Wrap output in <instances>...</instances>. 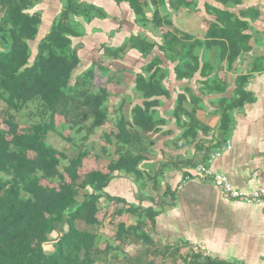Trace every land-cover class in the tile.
Returning a JSON list of instances; mask_svg holds the SVG:
<instances>
[{
	"label": "trees",
	"instance_id": "16d2710c",
	"mask_svg": "<svg viewBox=\"0 0 264 264\" xmlns=\"http://www.w3.org/2000/svg\"><path fill=\"white\" fill-rule=\"evenodd\" d=\"M116 1L127 3L136 22L144 29L150 26L159 41L142 35L130 37L118 49H105V57L120 58L128 47L146 59L157 48L174 65L177 81L192 80L198 74L200 91L217 95L229 88L218 77L222 64L231 72L240 57L250 52L252 24L262 17L257 7L244 6L245 0H215L222 8L238 10L205 4L200 23L203 37L199 39L174 26L171 14L164 10V0ZM35 6L36 0H0V122L4 127L0 128V264H110L109 259L114 264H237L202 257L187 245L164 244L153 237L161 203L156 209L145 208L105 193L116 173L136 183L146 180L158 186L159 174L146 177L139 166L146 160L147 136L158 132L154 110L160 98L168 97L163 86L168 70L160 57H153L135 77L134 89L141 93V104L132 108L129 120L120 115L110 128L107 86L112 80L95 81L94 67L102 75L106 72L100 65L75 75L80 59L72 45L80 36L75 18L90 21L106 15L79 0H64L60 14L33 53L42 22L32 12ZM168 6L174 12L198 11L197 0H169ZM147 10L152 11L149 19ZM162 29L165 32L159 34ZM260 72H264V57L254 59L249 74L235 77L231 97L218 100L217 145L227 140L233 112L252 103L246 85ZM186 101L179 94L173 113L176 120L185 118V137L194 139L198 130L207 133L209 129L195 117L199 99L191 100V111L184 109ZM27 108H32L37 122L21 128L20 115ZM58 114L70 131L65 136L59 133L66 142L63 150L47 143L49 134L56 133ZM98 133L101 153L107 156L109 147L115 146L113 155L117 157L101 168L87 163L97 160L91 139ZM145 200L155 203L148 197ZM102 201L106 207H114L116 217L131 215L136 220L130 225L118 222L115 234L100 244L99 233L92 229L102 228L107 216L106 212L100 216L105 207ZM119 204L123 208L116 210ZM78 223L87 229H78ZM61 226L63 231L58 230ZM49 244L53 250L47 253ZM131 247L136 248L134 254L125 251ZM182 249L189 253L183 255Z\"/></svg>",
	"mask_w": 264,
	"mask_h": 264
},
{
	"label": "crops",
	"instance_id": "0c3cea01",
	"mask_svg": "<svg viewBox=\"0 0 264 264\" xmlns=\"http://www.w3.org/2000/svg\"><path fill=\"white\" fill-rule=\"evenodd\" d=\"M164 1L167 5L164 10L171 14L174 26L199 39L203 37L200 23L205 16L204 5L222 8L215 0H197V12L187 9L174 12L168 6L169 0ZM250 1L244 6L257 7L262 12V17L252 24L250 52L240 57L231 72L227 71L225 63L222 64L218 77L229 88L220 95L200 91L198 74L192 80L177 81L173 72L174 65L166 61L157 48L146 59L128 47L120 58L105 57V49H118L130 37L142 35L159 41L150 26L144 29L138 25L125 2L79 0L83 5L101 10L106 18H93L90 21L83 17L75 18L80 36L72 40V45L80 59L77 74L84 73L92 65H100L106 72L102 75V71L96 66L95 81L104 84L109 79L112 80L107 86L112 121L108 125L110 128H113L114 121L120 115L129 120L132 108L141 104V93L134 89L135 77L153 57H160L163 67L168 70L163 81L168 97L160 98L159 105L154 110V119L159 121L158 132L147 136L146 142L149 146L144 154L146 160L139 166L146 177L159 174L160 185L154 187L149 182L144 188L145 197L143 195L138 198L133 180L116 173L105 193L123 199L129 205H141L145 208L152 206L156 209L161 203V212L155 218L152 236L164 244L199 247L215 260L237 264H264V202L246 205L231 201L218 188L201 181L195 175V168L202 165L214 174L226 176L231 186L238 191L264 189V72L251 76L246 90L253 101L233 112L227 140L217 145L218 100L231 97L235 77L249 74L254 59L264 57V7L262 0ZM63 4L64 0H36L32 12H37L42 22L32 45L34 48L49 32ZM230 10L237 12L238 8ZM151 15L152 11L147 10L146 17L149 19ZM179 94H184L187 98L183 105L187 111L193 108L191 100L199 99L195 117L202 126L209 129L207 133L198 130L194 139L185 137V118L176 120L173 113ZM110 150L113 154L115 146H111ZM213 154L218 156L211 158ZM116 158L114 156L112 160ZM93 160L98 164L91 160L87 163H93L92 166L100 168L108 164L103 166L104 159L99 156L97 160ZM168 191L169 194L164 196ZM147 197L154 200V205L145 200ZM111 208L114 207L111 205ZM122 208V204L116 206V210ZM127 217V225L133 224L132 216ZM182 251L183 249L181 253Z\"/></svg>",
	"mask_w": 264,
	"mask_h": 264
},
{
	"label": "rangeland",
	"instance_id": "374dc122",
	"mask_svg": "<svg viewBox=\"0 0 264 264\" xmlns=\"http://www.w3.org/2000/svg\"><path fill=\"white\" fill-rule=\"evenodd\" d=\"M248 0H245L244 5H246ZM250 1V0H249ZM255 1H250V3H253ZM164 8H162L161 10H163ZM190 11V10H189ZM165 14L164 12H162V15ZM186 17V16H185ZM96 18V17H95ZM187 23V22H186ZM190 24V23H189ZM138 25L140 27H142V25L140 23H138ZM147 28V27H145ZM160 32H165L164 29L160 30ZM127 41V40H126ZM32 51L33 53L35 52V48L32 47ZM96 67H94L93 69L95 70ZM75 75H80L81 73L77 74V69L74 72ZM100 83V81L98 82ZM37 122V118L34 116L33 114V110L32 108H27L24 109L20 115V127H27L28 125ZM55 123L57 126V130L56 133H50L47 139V143L52 146L53 148L57 149V150H63V148L66 146V142L64 141V139L59 135V133H61L63 136L68 135L70 133V131L68 130V128L63 125V117L58 114L55 118ZM0 128H4L2 123L0 122ZM99 136V133L95 136L97 137ZM78 139V137H76ZM94 143H93V152L94 154L98 155L99 158H103L104 160L102 161L103 166L106 165L109 161L112 160V158L114 157L113 154L111 153L110 147H109V155H103L100 151L101 147H100V143L97 142L96 138H92L91 139ZM96 141V142H95ZM70 156L73 155V151H69L68 153ZM91 162L93 161V163H95L96 161H94L93 159H90ZM90 163V164H93ZM98 164V163H95ZM89 165V164H88ZM90 166V165H89ZM145 180V179H144ZM161 179L158 178L157 183L158 185H160ZM135 187L137 188L136 190V195L139 196L138 198H141L143 195V197H145V190L144 189L146 187V184H148L145 181L141 180L138 183L133 182ZM145 185V186H144ZM90 190H88L87 193H89ZM81 197L79 198V201H81ZM102 204L105 206L104 209L101 212V217L104 215V213H107V216H105L104 218V223H103V227L99 228V229H92L93 232L95 233H99L100 237H101V243L103 244L106 241H109V239L115 234L116 232V223L120 222V221H124L126 224L128 223L129 218L127 217V215H124L121 218H118L115 216L114 214V208H111V206L106 207L107 204H105V201H102ZM135 218L132 217L131 222H135ZM129 224V223H128ZM78 229L80 230H84L87 229L84 225L82 224H77ZM59 231H63L64 230V226L58 227ZM159 241V240H158ZM45 250L47 253L52 252V247L51 244L46 245L45 246ZM126 252H128L129 254H134L136 252V248H126L125 250ZM189 253V249H183L182 254L183 255H187ZM109 263L110 264H114V262L109 259ZM156 264H159L158 262H156ZM176 264H181L180 261L177 262Z\"/></svg>",
	"mask_w": 264,
	"mask_h": 264
},
{
	"label": "built area",
	"instance_id": "2783aa9c",
	"mask_svg": "<svg viewBox=\"0 0 264 264\" xmlns=\"http://www.w3.org/2000/svg\"><path fill=\"white\" fill-rule=\"evenodd\" d=\"M227 148H230L229 144ZM216 156H218V154H213L211 158H215ZM195 175L201 181L218 188L221 193H223L231 201H236L246 205L260 204L264 202V189L262 188L250 192L238 191L231 186L226 176L214 174L209 168L202 165L195 168ZM191 250L195 254H200L202 257H209V253L199 247H193Z\"/></svg>",
	"mask_w": 264,
	"mask_h": 264
}]
</instances>
